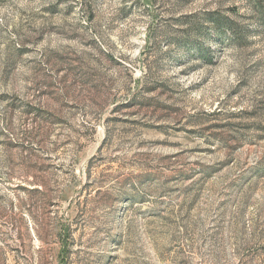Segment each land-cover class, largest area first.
<instances>
[{
  "label": "rangeland",
  "instance_id": "1",
  "mask_svg": "<svg viewBox=\"0 0 264 264\" xmlns=\"http://www.w3.org/2000/svg\"><path fill=\"white\" fill-rule=\"evenodd\" d=\"M0 264H264L252 0H0Z\"/></svg>",
  "mask_w": 264,
  "mask_h": 264
},
{
  "label": "trees",
  "instance_id": "2",
  "mask_svg": "<svg viewBox=\"0 0 264 264\" xmlns=\"http://www.w3.org/2000/svg\"><path fill=\"white\" fill-rule=\"evenodd\" d=\"M253 3V9H255L257 11V13H259L261 16H264V0H252ZM215 19V18H214ZM217 21V20H216ZM215 22V20H214ZM68 230L67 229H63L62 227H60L57 230L56 236L58 238L59 243L61 244L60 246V253H59V260L63 263L66 258V254H67V237H68Z\"/></svg>",
  "mask_w": 264,
  "mask_h": 264
}]
</instances>
